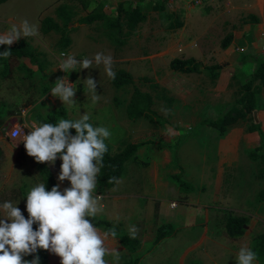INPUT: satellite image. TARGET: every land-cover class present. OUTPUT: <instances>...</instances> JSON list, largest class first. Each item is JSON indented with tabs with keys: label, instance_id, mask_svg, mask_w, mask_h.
<instances>
[{
	"label": "rangeland",
	"instance_id": "1",
	"mask_svg": "<svg viewBox=\"0 0 264 264\" xmlns=\"http://www.w3.org/2000/svg\"><path fill=\"white\" fill-rule=\"evenodd\" d=\"M63 1L72 2L74 7H77L73 22L66 24L65 19H59L62 32L53 31L44 34L39 31V36L31 39L32 44L42 53L46 66L44 72L38 71L35 66L33 69L37 71L31 75L20 61L12 59L0 61V104L6 109V120L10 121L7 129L1 128L0 125V148L3 152L0 160V203L11 201L13 204H18L27 218V193L32 186L43 182L35 159L28 156L26 152L22 143V135L15 139L11 138L8 133L11 127L9 125H12L13 121L20 122L23 129L25 122L29 125L39 124L49 112L63 107L66 109L68 119L79 118L80 115L88 112L90 123L94 126L108 127L112 135L106 143L112 152L123 148L121 144L123 141L139 144L138 148L142 149L156 146L170 147L179 160V164L186 171L185 178L197 188L191 195L193 203L208 204L217 208L214 214L216 218H219L220 225H224L223 220L231 213L248 216L250 223L246 225V235L240 240L230 242L237 243L238 247H249L253 236L264 232V199L259 197L264 178L260 176V161L252 157L256 137L247 131V123L240 122L221 134L217 129L201 121L218 119L235 101L240 83L249 78L256 66L255 62L248 61L251 59L250 55L245 56L243 63L236 64V68H228L231 69V76L218 77L215 80L211 79L207 70L190 75L174 73L168 75L169 64L155 60L163 55L162 47H160L162 44L147 41L145 39L148 36L147 32L140 29L144 40L142 39L131 51H126L127 46L121 43L126 39V34L118 35L119 33H116L118 27L107 25L103 19L92 24L85 23L88 22L87 15L85 16L87 11L84 6L82 7L85 0ZM165 2L164 6H166ZM75 22L82 24L86 30L83 31L82 25L72 28ZM123 30L126 32L125 27ZM74 31L77 33L73 47L71 39ZM111 32L112 35H110ZM249 41L253 43L252 36ZM61 52L74 54L78 60H83L85 57L93 59L98 52L111 55L114 60V72L126 68L130 70L136 85L154 94L153 109L161 117L167 119L171 125H162L156 118H129L126 107L133 92L132 84L116 88L112 79L104 74L103 65L99 68L93 64V68L90 69L79 71L78 68L79 72L64 73L57 68ZM146 58H152L156 64L154 65L156 70L149 68L150 65L146 63ZM141 61L145 62L142 64ZM6 63L10 68L7 73L6 71L4 73L2 71ZM156 71H158L157 74ZM66 75L77 90L75 95L77 106L75 107L64 105L50 92L57 78ZM89 75L97 82V93L101 97L96 104H92L90 94L88 96L85 94L87 88L83 79ZM143 76L153 78L160 84V88L154 90L142 82ZM260 105L264 127V92L260 95ZM24 108L30 110L27 115L22 116L21 110ZM180 123L187 125L177 126ZM166 129L171 130L170 135L164 134ZM29 131L28 128L24 129L25 133ZM135 159L131 158L125 163L122 179L128 175L131 168L139 167L137 156ZM148 159L149 157H145L143 161L141 160V164L150 165L153 158L152 160L150 158V162ZM61 164L59 158L54 166L49 164L57 178ZM67 183V180L60 182L61 185H67ZM185 228L184 226L182 233L186 232V236L193 234V229ZM220 228L223 226L218 227V230ZM195 230L198 232L203 229L199 226ZM194 245H190L187 249L190 250L188 259L197 253L192 252L195 249ZM170 247L169 243L159 245L156 264H179L180 257L186 250L176 248L167 258L165 255L169 253ZM208 248L207 244V250ZM55 258L52 256L55 264L60 263V257L56 255ZM217 258L221 263L227 261L226 256H222V259ZM24 259L32 260L29 256ZM191 260L195 261V264L199 262L193 257ZM50 262L52 263L51 259Z\"/></svg>",
	"mask_w": 264,
	"mask_h": 264
},
{
	"label": "crops",
	"instance_id": "2",
	"mask_svg": "<svg viewBox=\"0 0 264 264\" xmlns=\"http://www.w3.org/2000/svg\"><path fill=\"white\" fill-rule=\"evenodd\" d=\"M71 1L76 2V0ZM164 2L166 6L163 9L155 8L156 4L163 5ZM121 4L139 6L146 15V20L135 30H130L125 26L126 32L124 30L116 31L121 35L126 34V39L121 41L127 46L126 51H131L142 39L144 40L141 37L140 29L147 32L148 36L145 38L147 41L162 44L160 47H162L163 55L155 60H158L159 63L167 62L169 64L168 75L182 74L170 68V62L174 58L193 57L207 66L220 64L225 71L220 77L231 76V69L236 68L235 65L239 62L243 63L247 55H250L251 58L248 61L255 62V64L256 58H264V0H202L201 5H194L192 0H110L108 2L85 0V4L82 5L87 11L85 16L87 15L88 22L85 23L92 24L103 19L107 25L117 27L113 23L117 8ZM76 10L77 7H74L72 2L65 3L63 0H7L4 3L0 2V33L6 32L13 23L19 24L24 20L37 25L38 31H42V20L45 17H51L60 26L59 19H65V23L70 24L75 18ZM250 17H254L255 20H251ZM81 25L75 22L71 27L75 28ZM115 27L112 28L115 29ZM84 30L86 28L83 26ZM60 32H62V28ZM76 33L74 31L71 39L73 47L76 42ZM251 36L253 43L249 41ZM27 39L31 42L32 37H27ZM227 40L229 45L227 48H223L222 43ZM19 41L14 42L13 45ZM8 59L14 60L13 58ZM8 59H0V61ZM148 60L151 61L148 62ZM141 62L143 64L145 61ZM146 63L150 65V69L156 70L154 67L156 64L152 58H146ZM6 65L9 64L6 63ZM125 70L130 71L127 68ZM2 72L5 73L4 70ZM29 110L28 108L22 109V116L27 115ZM5 111L4 106L0 104V125L3 129L8 127L10 122L5 118ZM13 122L9 126L21 125L20 122ZM186 125L180 123L177 126ZM135 154L139 160L137 170L131 168L124 179L121 178L122 174L119 178L121 183L118 185L114 184L109 189H97V194L104 197L102 201L104 211L96 218L109 221L111 226L118 231L115 240L109 239V245L120 252L119 264H156L157 250L161 243H169L171 246L169 253L165 255L167 258L176 248L186 250L182 253L179 264H195V261L191 260L192 257L199 261L196 264H236L235 258L241 246L238 247L237 243L230 241L240 240L246 235V230L243 235L237 238H231L228 235L226 223L232 213L223 220L224 225H220L219 218H216L214 214L217 208L208 204L192 202L191 195L197 188L185 178L186 171L179 164V160L170 147L138 148ZM135 154L131 157L133 160H136ZM145 157H149L148 162L153 158L150 165L141 164ZM60 162L62 163V160ZM179 176L182 181H177ZM56 179L61 191L70 187L69 181L67 185H61L57 177ZM178 200L179 202H177ZM174 202L177 203V206H173ZM130 225H135L139 229L136 238L139 245L135 251L126 248L121 240V235H129ZM162 225L171 226L172 234L155 244L157 229ZM181 226L183 227L180 228ZM184 226L187 230L193 229V234L186 236V232L182 233ZM199 226L203 230L196 232L195 229H198ZM221 226L223 228H220L219 231L218 227ZM98 228L101 232L108 231L103 226H98ZM255 236L249 245L251 249ZM192 244H195V249L192 252L197 253L188 259L190 250L187 249ZM207 244L209 245L208 250ZM203 247L204 250H202ZM48 254L52 263H55L52 256L55 258L56 255L50 252ZM222 256L227 257V261L224 263H221L217 258L222 259ZM109 259L111 260L110 257ZM256 264H264V259L257 258Z\"/></svg>",
	"mask_w": 264,
	"mask_h": 264
},
{
	"label": "clouds",
	"instance_id": "3",
	"mask_svg": "<svg viewBox=\"0 0 264 264\" xmlns=\"http://www.w3.org/2000/svg\"><path fill=\"white\" fill-rule=\"evenodd\" d=\"M38 36L37 25L27 20L13 23L6 32L0 33V46H9L8 50L0 52V58L11 56L10 48L14 42ZM60 58L57 68L64 73L90 69L95 64L97 67L103 65L108 78H116L111 55L98 52L93 59L78 60L74 54L61 52ZM83 80L87 88L85 94H90L92 104H96L101 98L97 93V82L90 75ZM50 92L64 105L77 106V90L67 75L57 78ZM89 121L87 112L76 119L61 118L57 123L29 125L25 122L22 143L28 156L37 163L53 166L58 158L62 160L58 180L69 181L70 187L61 191L57 184L48 191L43 182L32 186L26 196L27 218L18 204L0 203V264H40L39 255L32 260L24 257L37 254L41 249L59 256L60 264H119L120 252L109 245V239L115 240L117 232H101L93 222L104 211V197L97 194V186L108 152L106 141L112 133L108 127L94 126ZM25 128L30 131L25 133ZM164 134L170 135L171 130L166 129ZM108 183L118 185L121 180L110 177ZM138 233L135 225L129 226L131 239H136ZM235 261L236 264H256L257 253L241 246Z\"/></svg>",
	"mask_w": 264,
	"mask_h": 264
},
{
	"label": "trees",
	"instance_id": "4",
	"mask_svg": "<svg viewBox=\"0 0 264 264\" xmlns=\"http://www.w3.org/2000/svg\"><path fill=\"white\" fill-rule=\"evenodd\" d=\"M7 0H0L1 3ZM155 8L163 9L164 5L156 4ZM116 18L114 19V25L118 27V31L123 30V27H127L130 30H135L141 23L146 20V15L142 12L139 6L124 4L119 5L117 8ZM251 20H255L254 17H250ZM174 27L173 25L171 26ZM62 26L54 21L51 17H45L42 20L41 30L44 34H48L52 31H61ZM119 33V32H118ZM121 35V34H118ZM119 39V38H118ZM117 39V40H118ZM119 41V40H118ZM229 45L228 40L222 43L223 48H227ZM66 46L68 44L66 43ZM9 46H0V52L8 50ZM11 56L14 60L21 62L24 68H27L31 75L36 71L44 72L45 61L42 57V53L34 47L27 38L21 39L18 43L11 45ZM4 59V58H0ZM37 67V70L33 69ZM9 65L5 66L4 71H8ZM170 68L176 72L182 74L202 73L204 70L208 71L212 80L217 79L224 74L223 67L220 64L203 65L197 59L191 58H174L170 62ZM116 78L112 83L116 88H120L125 85L132 84L133 92L129 104L126 107V113L131 119H138L140 117L152 119L156 118L162 125L170 126L171 123L161 117L154 109L155 96L152 92L142 90L136 85L133 75L125 70L119 69L116 72ZM142 82L149 85L152 89L156 90L160 88V84L153 78L143 76ZM264 92V58H256V66L249 78L240 83L237 97L235 101L229 105L226 111L216 120L205 119L203 122L205 125L213 127L218 130L219 133L224 134L231 127L238 125L240 122L247 123V131L256 137L255 150L252 153V157L259 160L261 163L260 176L264 178V127L263 118L261 116L260 95ZM172 100V99H169ZM61 118L68 119L66 110L59 108L57 111L50 112L43 119L44 123H57ZM75 134V130H72ZM123 148L112 152L108 147V152L104 156V167L101 169L98 180V190L109 189L114 184H109L110 177L120 178L123 174L125 163L134 156L139 144L133 143H121ZM3 152L0 148V160L2 159ZM40 169V174L43 178L47 190L57 185L56 176L47 163H37ZM181 180V176L177 177V181ZM182 181V180H181ZM264 184V183H263ZM260 199H264V185L259 193ZM249 218L244 215L231 214L226 223L227 233L231 238H237L245 233V226L247 225ZM96 226L106 227L108 230L118 231L111 226V223L107 220H100L95 218L93 221ZM36 227V226H34ZM172 227L169 225H162L157 229L156 243L161 242L165 237L172 234ZM121 240L126 248L133 251L138 249L139 241L137 239H131L129 235H121ZM252 250L257 253V258L264 259V233H259L254 237V244ZM35 255H39L40 264H55L51 263L48 255V251L39 250L37 254L29 256L34 259ZM60 264V263H56Z\"/></svg>",
	"mask_w": 264,
	"mask_h": 264
},
{
	"label": "built area",
	"instance_id": "5",
	"mask_svg": "<svg viewBox=\"0 0 264 264\" xmlns=\"http://www.w3.org/2000/svg\"><path fill=\"white\" fill-rule=\"evenodd\" d=\"M102 1L108 2L110 0H102ZM192 3L194 5H201L202 4V0H192ZM23 113H25V112L23 111ZM5 128L7 129L8 127H5ZM13 131L16 132V135L15 136H13ZM8 133H9V136L11 138H13V139L18 138V137H20L22 135V128H21L20 125H16V126L9 127ZM173 206H177V203L174 202L173 203Z\"/></svg>",
	"mask_w": 264,
	"mask_h": 264
}]
</instances>
